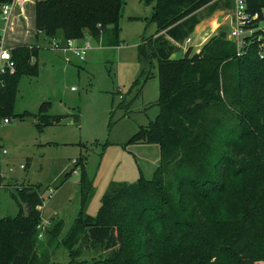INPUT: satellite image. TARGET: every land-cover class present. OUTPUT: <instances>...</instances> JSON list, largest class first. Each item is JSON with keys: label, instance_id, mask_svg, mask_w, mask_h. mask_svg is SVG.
Masks as SVG:
<instances>
[{"label": "trees", "instance_id": "trees-1", "mask_svg": "<svg viewBox=\"0 0 264 264\" xmlns=\"http://www.w3.org/2000/svg\"><path fill=\"white\" fill-rule=\"evenodd\" d=\"M141 1L152 5L149 21L156 31L142 36L137 55L141 62L157 59L158 113L131 140L159 144L160 163L151 180L112 182L90 216L84 204L91 183L83 158L74 162L81 172L82 206L67 243L78 254L98 257L64 264H216L211 261L216 257L219 264H230V257L234 264H264V58L256 47L237 56L223 32L198 53L188 48L183 57L171 58L169 39L183 41L196 24L194 13L216 0ZM125 4L37 0L35 26L49 38L89 35L119 46ZM12 54L16 71L0 87V118L12 111L21 76L38 74L35 49L19 45ZM50 108L43 101L36 114L26 110L21 117H32L41 132L67 116L51 114ZM16 189L18 204L27 203L29 212L24 206L25 213L0 218V264H34L39 186Z\"/></svg>", "mask_w": 264, "mask_h": 264}, {"label": "rangeland", "instance_id": "rangeland-1", "mask_svg": "<svg viewBox=\"0 0 264 264\" xmlns=\"http://www.w3.org/2000/svg\"><path fill=\"white\" fill-rule=\"evenodd\" d=\"M36 1H14L6 33L11 47L32 46L37 51L38 74L21 76L9 122L3 123L0 118V146L6 149L0 161V218L14 216L20 209L25 213L27 203L18 204L16 188L38 185V193L46 190L44 194L49 195L40 218H49L52 223L42 237L35 238L32 263L93 260L98 254H78L67 243L68 230L82 206L81 172L73 160L81 162L78 158H83L91 183L84 204L90 216H95L112 182L152 179L160 163V145L133 141L131 137L158 113L157 59L148 56L141 62L137 55L142 36L149 37L156 27L149 21L151 10L148 12L141 0H125L119 19V46H106L90 37L92 48L80 59L71 51L44 46L47 40L35 26ZM230 12L228 0L213 1L194 13L193 30H204L205 26V44L221 32L232 42L228 36ZM129 14L140 15L141 19L129 20ZM193 30L181 42L169 39L175 49L171 58H181L193 48L191 39L187 41ZM43 101L51 102L49 113L67 116L59 125L40 132L32 117L21 114L26 110L36 114ZM211 261L219 264L217 257ZM229 263L234 264L232 257Z\"/></svg>", "mask_w": 264, "mask_h": 264}, {"label": "built area", "instance_id": "built-area-1", "mask_svg": "<svg viewBox=\"0 0 264 264\" xmlns=\"http://www.w3.org/2000/svg\"><path fill=\"white\" fill-rule=\"evenodd\" d=\"M0 3V87L4 84V77L15 73L16 61L12 54V49L6 39L7 29L14 9V2ZM228 36L235 45V53L241 56L246 50L251 47H256L257 56L260 59L264 58V0H231V12L228 16ZM38 32L44 36L47 41L44 46L52 50L71 51L78 58L82 59L86 50L92 48L89 41L90 36L85 35L80 39H66L57 37H47L43 31L38 29ZM190 38H187L189 41ZM31 48L32 46H28ZM34 58H31V62ZM120 98L123 96L120 94ZM3 123H8L9 118H2ZM6 153V149L0 146V161L1 155ZM75 162V160H73ZM3 177V172L0 168V179ZM46 190L39 193V197L44 204V199L49 195L44 194ZM51 192V191H50ZM51 219L44 218L36 225L37 237H42L43 233L50 226Z\"/></svg>", "mask_w": 264, "mask_h": 264}, {"label": "crops", "instance_id": "crops-1", "mask_svg": "<svg viewBox=\"0 0 264 264\" xmlns=\"http://www.w3.org/2000/svg\"><path fill=\"white\" fill-rule=\"evenodd\" d=\"M152 5H147L145 6L146 9L149 8L148 12L151 10ZM141 17L140 15H135V14H129L128 17ZM127 17V19H128ZM134 21V20H133ZM200 27H197L195 30H193V32L191 33L190 36V42L192 45V49H191V54L192 53H198L201 49V47L203 46V44L205 43V26H204V30L199 29ZM189 45V46H190Z\"/></svg>", "mask_w": 264, "mask_h": 264}, {"label": "water", "instance_id": "water-1", "mask_svg": "<svg viewBox=\"0 0 264 264\" xmlns=\"http://www.w3.org/2000/svg\"><path fill=\"white\" fill-rule=\"evenodd\" d=\"M26 212H29V205L25 204Z\"/></svg>", "mask_w": 264, "mask_h": 264}]
</instances>
